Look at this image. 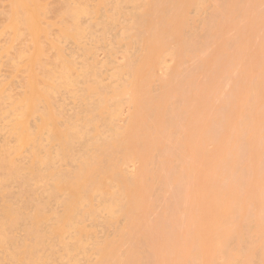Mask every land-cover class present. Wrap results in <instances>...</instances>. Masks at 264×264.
I'll list each match as a JSON object with an SVG mask.
<instances>
[{"label":"bare ground","instance_id":"1","mask_svg":"<svg viewBox=\"0 0 264 264\" xmlns=\"http://www.w3.org/2000/svg\"><path fill=\"white\" fill-rule=\"evenodd\" d=\"M31 1L10 0L12 7L9 18H7V29L12 30V33L24 29V33L26 31V34L28 32L32 37L30 40L31 42L33 40L31 45L34 49L32 52L29 51L31 55L29 54L27 67L24 68L26 73L23 69V73L26 74L24 84L22 83L24 85L23 96L19 97L18 95L19 99H15L16 101L11 98L13 102L7 103L8 108H5L7 111L2 106L8 98L6 99L5 95H2L0 89V108L3 110L0 120H2L1 122L8 120L9 126L8 124L4 125L6 123H3V126L8 127L9 130L5 132L8 131L12 138V142L3 141L4 143L0 144V264H57L58 261L62 264L63 262L79 264L78 256L80 255L95 257V261L88 264H196L195 260H199L198 264H210L216 257L213 255L217 253L227 258L226 264H264V122L259 121V119L264 120L261 119L264 115L257 119L258 114H264V111L261 107L260 109L256 108L260 106L258 105L259 101L264 98L261 96L264 94V52L260 49L261 51H258L261 53H256L259 48L264 50V45L258 47V42L264 44L261 42L264 38V8L261 9L262 6L264 7L263 2L252 0L254 1L252 2L253 6L254 3L261 4L253 8L251 0H215L219 5H216L214 0H204V2L198 0H94L93 6L63 0V2H59V6L57 5L49 11V7L47 9L43 7V3L39 4L37 0ZM207 1L211 4L215 3L212 4V9H219H210L208 6L210 3ZM127 4L133 5V8L130 5L132 9L128 8L129 10L126 11L124 7ZM247 4H250L251 7ZM220 5L226 11L221 9ZM239 5L241 8L237 9ZM246 6L249 7L250 12ZM233 7L237 11L235 9L234 12ZM207 8L211 10L210 13ZM255 8L262 11L253 15L251 12ZM204 9L206 11H203ZM243 9H246L247 14L253 15H249V17L256 16L255 20L261 19L258 20L260 25L252 20L255 23L253 29H251L252 21L245 20L243 30L239 29L243 22L238 21L239 28L237 25L236 27L239 30L244 31L246 28L245 33L249 29L251 31L247 32L248 35L242 32L243 35L240 38V34L238 37L233 36L234 31L238 29L234 24V26L230 25V23H234L230 21L234 20L237 23V12L241 13ZM191 10H194L195 15L200 11L208 14L201 20L202 22L195 18L197 24L198 21L201 23H199V27H194V24L191 23L188 16ZM219 10H221L220 12L224 10L223 14ZM53 11L55 13H52ZM232 12L237 15H232ZM48 13L49 15L56 14L58 17L55 15V18L60 22L56 20L57 27H59V36H57L56 42L49 40L47 44L54 48L55 57L52 58L56 59V61L53 59L54 65L52 64L51 68L49 66L50 69L40 62L41 58L38 59L43 51L39 45L40 40L42 35H47V29H44V32L42 28V19H45ZM94 16L98 17L94 18ZM228 17L231 18H229L230 21L226 19ZM82 18L90 19L84 23ZM122 18L123 22L121 21L122 24L119 26L118 22ZM246 22L250 23L251 27ZM117 24L120 32H118L119 30L115 32L118 29V26L116 29ZM220 24L225 28L224 32ZM239 24L241 25L239 26ZM256 24L259 31L261 28L263 29V33L258 29L257 32L254 30L257 28ZM96 30L98 32L100 30L102 33V37L100 34V37L97 38L100 41L93 38ZM113 30V35L117 34L115 37L110 34ZM226 31H230L234 40L229 38L231 35ZM252 32L257 33V39L255 34L251 35ZM223 33H225V37ZM249 33H251L250 36ZM106 34H110V37L108 35L107 37L112 39L111 43L117 44L120 48L123 47L125 54L123 56L125 61L121 65L116 66L112 60L109 63L106 62L107 65H114L112 70L111 66L109 67L112 71L110 79L113 78L117 81L113 87L101 80L100 73L102 74V71H99L98 74V70L106 64L99 66L95 62L96 60H93L91 64L90 59H87L88 62H85V65L82 64L83 69L79 68L81 70L79 73L75 69L73 59H65L62 45L60 46L62 41H74L75 43L84 39L85 36H89V40L91 37L104 43V39L107 38ZM226 34L229 36L226 37ZM260 34L263 36V38L260 37L261 40H259ZM244 35L251 37L250 40L252 39L253 42H255L254 39L259 40L255 43L256 45L253 43L254 46H257L256 50H253V47L249 52L252 44L250 45L249 39ZM222 36L225 38V42L222 41L224 40ZM226 38L229 40L227 41ZM242 38L247 39L248 41L244 42L249 43L250 46L247 45V47L244 43L245 47L243 44L242 47L241 44H238V41L242 43L240 42V40L243 41ZM209 48L212 52L208 51ZM242 48H246L248 51H242ZM93 49L85 48L86 52H84L91 55ZM133 49L136 52L134 51L135 54L130 55L129 53ZM254 51L255 53L252 55L255 57L258 54L257 57L254 58L250 55L255 60L251 58L253 61L250 60L247 63L250 58L245 53L249 55ZM238 52V55L241 56H237ZM200 53L209 56V58L205 57L208 59L204 61L203 58L202 61L203 56ZM242 53L248 58L247 61ZM112 55L111 52L109 56ZM198 55L201 56L200 63H198L200 61ZM165 56L173 57L177 65L162 78L165 80H160V84H163L159 85L161 86L158 87L159 90L156 91V89L154 92L151 84L154 82V68L157 69L158 65L162 64L159 62ZM237 57L241 60L244 57L243 61H246L247 66L251 65L247 67L245 61H238L240 59ZM190 59L193 60V63L198 59L194 67ZM237 61L244 64H239L238 67ZM252 62H254L255 68L252 66ZM44 63L46 65V62ZM183 64L185 66H182ZM187 66L189 69L184 71ZM245 66L247 69L252 67L249 69L252 70L251 72L246 70V73L249 72L251 75L249 79L246 77L249 74L246 75L244 71V75L241 72L246 68ZM35 67L36 71L37 67L38 72L41 71L37 73L34 71ZM181 67L184 69L182 70ZM237 67L239 71L237 72L241 73L240 75L246 82L238 74V76L231 74L236 73ZM192 68H195V71L198 70L196 71L200 75L198 78L202 77L201 81L200 78L198 79L200 82L194 78L195 71ZM232 68L235 71H231ZM229 77L235 82L231 83L233 85L231 88L235 89L236 86L235 92H228L232 90L227 88L226 92L228 93L224 90L225 93L223 92L224 95L222 94L221 97L229 96L230 102L234 100L237 102L233 103L235 105L244 100L243 105L247 107V110L239 111L238 119L235 122L224 117V112L221 115L222 111L218 107L216 108L217 104L213 107L216 99H220L219 91L224 89L222 87L225 82L227 83V80L229 81ZM234 77L237 80L243 79L245 83L243 80L236 82ZM232 79L230 82H233ZM198 83H200V87ZM238 83L240 86L237 87ZM75 86L81 88L78 96H76L77 93H74L77 99L74 98L75 96L73 97V92L77 91L70 90V88H76ZM229 86L228 84L227 87ZM68 89L69 92L72 91L70 93L74 101L79 100L76 104L80 112L73 115L71 113L72 116L64 117V121L61 122L62 120L59 119L63 118L61 113L63 110L60 112L54 107L53 94L61 91H65L67 94L66 90ZM191 93L201 99L204 96L205 98L209 97L211 102L214 99L213 96L217 94L218 97L216 96L215 101L213 100V104L209 102L212 106L209 105L208 98L205 102H203L205 99L203 98L204 104L201 102L203 106L200 104V106L197 105L188 110L187 107L190 103L188 100L193 96ZM259 98L261 99L258 101ZM123 101L129 105L131 113L125 124L122 123L123 126H118L116 121L122 103L125 104ZM206 103L207 105H205ZM79 104H82L80 106L82 110L79 108ZM241 104L238 105L241 106ZM186 108L188 112L193 108L196 109V111L191 110L196 114L189 112L190 116L196 117H189L193 120L187 117L189 122L182 116L184 112H187ZM216 109L220 111L219 114ZM73 110L75 111L74 108ZM188 112L184 115H188ZM209 115H211V119ZM33 117H36L38 122L32 127L29 126V120ZM183 119L187 122L184 126ZM190 121H193L194 124L192 130ZM186 126L189 129L185 128ZM211 142L214 143L215 150L209 151L206 149L205 143L207 145ZM228 149L234 151L232 158H228L231 154L228 157L226 155ZM253 150L257 151L260 160L257 163L258 170L253 168L256 171L252 170L253 174H249L250 177L253 175L251 184H260L261 181L263 192L256 197L250 196L251 193L249 191L248 193L247 190L252 185L246 182L245 185L249 186H245L246 191H244L243 199L229 205L227 203L229 191L241 189L240 186L245 179L239 182L241 180L237 178L238 183L235 180L229 181L226 186L222 184L229 178L232 180L231 177L236 173L242 174L243 170L248 169L251 160L246 159L247 163L244 166L242 158L248 157ZM24 154H27V160L23 158L20 162ZM155 157L156 160H153ZM132 160H138L141 166L136 174L129 175L121 167H125V164ZM193 161L197 164L193 163L192 166H187L188 162ZM61 164L67 166L59 167ZM251 164L255 165L253 161ZM195 171L198 175L195 181L199 187L195 185L192 189L189 184L192 182V174ZM203 172L206 175H203ZM245 172H249V170ZM149 175L153 177V180ZM156 175L159 176L156 177L158 180L155 179ZM147 178L151 182L157 180V183L162 180L163 184H160L163 190L159 196L154 195L156 188L153 192L156 182H153V186H149ZM255 178L260 180L256 179L255 181ZM13 186L17 187V194L11 192ZM197 189L201 193V195L198 194L200 197L196 196ZM187 191L189 196L192 195L191 198L194 195L197 197V199L192 198L195 202L189 199ZM241 191L243 190L241 189ZM171 192L173 194L168 195ZM186 197H188V201L194 202L195 206L194 203H190L191 201L186 204ZM153 200L158 202V207L155 210H159L155 214L156 217L153 214L155 218L152 215L149 217L152 211L154 213ZM53 204L60 206L62 211L55 210ZM188 205L194 209L191 211L192 214L193 212L196 214L194 218L189 219L190 221H186L184 230L186 237L190 235L197 242L190 248L191 260L175 253V241L177 240L175 232L183 226L181 218L191 213L192 209L187 212ZM144 210L150 213L146 214ZM103 212L106 214V218L102 222L101 219L99 221V214ZM145 214L147 215L145 217H149L148 220L154 219L148 221L145 218L143 221ZM118 218L123 220V226L115 227L113 237L111 234L110 237L107 236L100 241L94 239L95 233L91 229L101 223L105 227L115 225ZM146 221L147 223H145ZM88 222L92 223L91 229L87 228L86 223L90 224ZM148 222H151V225ZM118 223L117 225H119ZM142 223L151 226V228L149 229V226H144ZM251 223H255L253 232H250ZM90 226L91 224L88 225L89 228ZM147 229L149 230L147 231ZM252 237L255 241L248 244L249 248L247 247V251L242 253L244 249H239L238 241L244 242L245 238L253 239ZM70 239L73 243L71 241L69 243ZM143 239H146V244ZM123 245L126 246L124 249ZM128 247H130L129 250L126 249ZM120 248L126 253L122 255L120 251L122 253L125 251ZM145 249H150L151 253L150 250Z\"/></svg>","mask_w":264,"mask_h":264},{"label":"rangeland","instance_id":"2","mask_svg":"<svg viewBox=\"0 0 264 264\" xmlns=\"http://www.w3.org/2000/svg\"><path fill=\"white\" fill-rule=\"evenodd\" d=\"M31 1V0H30ZM33 1V0H32ZM31 1V2H32ZM36 1V0H35ZM43 1V2H42ZM42 1H39V0H37V3L39 2V4L41 3H43V7L45 8V9H47L48 7V9H50L49 11H51V9H53L55 6H57L58 4H60L59 2H63V0L61 1V0H42ZM71 1V3L72 2H75V4H77V3H80V4H85V5H94L95 3V1L93 0H70ZM92 1V2H91ZM199 2H204V0H198ZM215 1V0H214ZM214 1H212V2H214ZM258 1H260V0H258ZM257 1V2H258ZM69 2V1H68ZM77 2V3H76ZM207 2H209V1H207ZM207 2H206V4H207ZM216 2V1H215ZM248 2V1H247ZM247 2H244V3H247ZM252 2H254V1H252L251 0V5H252V7L254 8V6L256 7V6H260L261 4H259V5H256L255 3H254V6H253V3ZM256 2V1H255ZM263 2V4H264V1H260V3H262ZM210 3V2H209ZM217 4L216 5H219V3H218V1L216 2ZM249 3V2H248ZM211 4V3H210ZM210 4H208V6L210 7V9H212V4H215V3H212L211 4V6H210ZM125 5V4H124ZM131 5V4H130ZM130 5H126L124 8H126L125 10L127 11V10H129L128 8H130V9H132L133 8V5H131L132 6V8H131V6ZM215 5V6H216ZM246 5V4H245ZM248 5V4H247ZM250 5V4H249ZM248 5V6H249ZM46 6V7H45ZM59 6V5H58ZM214 6V5H213ZM214 6V7H215ZM242 6L245 8V6L242 4ZM11 7H12V4H11V2H10V0H0V89L2 90V95H5L4 97L7 99V101H6V103L2 106V108H4V110H6L7 108H8V104L7 103H9V101H11V98L14 100V101H16L17 99H19V97H21V96H23V92H24V88H23V84H24V79H25V77H26V74H24V73H26V71H25V67H27V63H28V56H29V54L31 55V52H32V50L34 49H32V42H33V40H32V42H31V40H30V38L32 39V37L28 34V32H27V34H26V31H25V33H24V29L22 30V29H20L19 31H17V33L15 32V33H12V30H10V29H7V18H9L8 16H9V13H10V11H11ZM217 7V6H216ZM222 7V5H220V8ZM235 7H237V6H235ZM247 7V6H246ZM249 7H251V6H249ZM249 7H247L246 9L248 10V8ZM239 8H241L240 7V5L238 6V8L237 9H239ZM263 6H262V10H263ZM56 9V8H55ZM208 9V8H207ZM210 9H208V11L210 10ZM215 9H219V8H215ZM214 8L212 9V10H215ZM221 9H224V8H221ZM233 9H234V7H233ZM236 9V8H235ZM235 9L233 10L234 12H235ZM237 9H236V11H237ZM246 9L244 10L243 9V12H241V10L239 11V12H241V13H238L237 12V14H238V16H237V23H235L236 21H234V20H232V21H230L229 20V18L232 16V15H235V14H233V12H232V15L230 16V17H228V18H226L227 20H229L230 22H234V23H230V25H235V27H236V25H237V27H238V21H242L241 23H242V25L241 24H239V26L241 25V28H239V29H241V30H243L242 28L245 26V24H244V21L245 20H247V22L248 21H252V20H254V22L256 21V23L258 24V23H260L258 20H260L261 18H260V16L261 15H263V14H261L260 16H259V18L260 19H254V18H251V16L249 17V15H252V14H247L246 12ZM257 8H255L254 10H256ZM225 10V9H224ZM224 10H222V12L224 11ZM253 9H252V12L251 13H253V15H255V14H258L260 11H262V10H259V8H258V10H256V11H254ZM203 11H206L205 9L203 10ZM221 10H219V12H220ZM226 11V10H225ZM249 11V10H248ZM254 11V12H253ZM7 12H8V14H7ZM125 12V11H124ZM202 11H200V13H201ZM211 12V10L208 12V13H210ZM222 12H220V13H222ZM250 12V11H249ZM50 13V12H49ZM49 13L46 15V18L45 19H42L43 20V22H42V28H43V30L44 29H47L46 30V32H47V35H42L43 37H42V39L40 40L41 41V43L43 42V44L41 45V43L39 44L41 47L40 48H43L42 50V57H41V53H40V55H39V58L38 59H40L41 58V63H43L44 64V66H48V68H49V66H50V68H51V66H53L54 64V62H53V59L56 61V59L55 58H52V57H55V51L53 50L54 48L52 47V46H48L47 44H48V42H49V40H50V42L51 41H55L56 42V40H57V36H59L58 34V28L59 27H57L58 25H57V23H56V20H57V22H59L58 21V19H56L55 18V15L56 14H53L52 15V13H55L54 11L49 15ZM199 13V12H198ZM197 13V14H198ZM199 13V14H200ZM206 13V14H205ZM205 13H201V15H197V16H199L198 18L196 17V15H195V13H194V10H191V11H189V18L191 19V23H193L194 24V27L195 26H197V27H199V23L200 22H202L201 20L203 19V18H206L207 16L206 15H208L207 14V12H205ZM191 14V15H190ZM223 14V13H222ZM236 14V15H237ZM235 15V16H236ZM240 15V16H239ZM246 15V16H245ZM252 15V16H253ZM6 17V18H5ZM55 18V19H52V18ZM56 17H58L57 15H56ZM88 17V16H87ZM90 17V16H89ZM91 17H93V16H91ZM98 17V16H97ZM97 17H95L94 16V18H97ZM223 17V16H222ZM227 17V16H226ZM234 17V16H233ZM239 17V18H238ZM258 17V16H257ZM195 18H196V20H199L198 21V24L195 22ZM200 18V19H199ZM250 18V19H249ZM88 19H90V18H85V19H83L82 18V21L84 22V21H86V22H88L89 20ZM92 19V18H91ZM225 19V18H224ZM231 19V18H230ZM233 19V18H232ZM249 19V20H248ZM5 20H6V22H5ZM93 20V19H92ZM95 20V19H94ZM235 20H236V18H235ZM47 21V22H46ZM121 21L123 22V18L122 19H120L119 20V22H118V24H119V26L122 24L121 23ZM224 21H226V20H224ZM224 21H221V22H224ZM195 22V23H194ZM246 22V24H249V26H250V23H247ZM41 23V22H40ZM60 23V22H59ZM58 23V24H59ZM85 23V22H84ZM48 24V25H47ZM118 24L116 25V29H117V26H118ZM193 24H192V27H193ZM201 24V23H200ZM225 24H228L229 25V23H226L225 22ZM225 24H223V25H225ZM244 24V25H243ZM252 24L254 25V27H253V25H252V27H251V29H253V28H255V23H253V21H252ZM256 24V29H254L255 31L258 29V25H260V24H258L257 25ZM41 25V24H40ZM49 25H51V26H49ZM221 25V28H223L222 27V24H220ZM233 25V26H234ZM59 26H61L60 24H59ZM119 26H118V29L117 30H115V28H113L114 30H115V32H117L118 30V32H120V29H119ZM226 27H230V26H227V25H225ZM232 26V27H233ZM249 26H247V27H249ZM51 27V28H50ZM236 27V28H237ZM231 28V27H230ZM235 28V29H236ZM237 28V29H238ZM261 28V27H260ZM54 29H55V33H54ZM234 29V30H235ZM236 30V31H234V34H233V36L234 35H236L237 37L238 36H240V38L242 37V35H243V33L242 32H244V34L245 35H248V31L250 30H248V31H246V33H245V30H246V28H244L245 30L244 31H241V30ZM10 30V31H9ZM49 30V31H48ZM50 30H51V32H50ZM114 30L112 31V32H110V34L111 35H113L114 34ZM226 30L228 31V29L226 28ZM231 30V29H230ZM263 29L261 28L260 29V31H262ZM225 31V28H223V32ZM226 31V32H227ZM238 31V32H237ZM253 31V30H252ZM254 31V32H255ZM258 31H259V29H258ZM259 31V32H260ZM264 31V30H263ZM263 31H262V33H263ZM44 32H45V30H44ZM225 32V33H226ZM249 32H251V31H249ZM257 32V31H256ZM19 33V34H18ZM95 33L96 34H94L95 36L93 37V38H98V37H102V33H101V31L99 30V32L96 30L95 31ZM225 33H223V36L225 35ZM227 33H229V35H231V33H230V31L229 32H227ZM253 33V32H252ZM14 34H16V36H14ZM49 34H51V35H49ZM55 34V35H54ZM101 34V35H100ZM110 34H106V37H107V35L110 37ZM119 34V33H118ZM240 34V35H239ZM250 34L251 33H249V36H250ZM255 33H253V34H251V35H254ZM257 34V33H256ZM255 34V35H256ZM259 34V33H258ZM51 36L50 37V39H49V36ZM100 35V36H99ZM117 35V34H116ZM115 35V36H116ZM229 35H227L226 34V37H228ZM244 35V36H245ZM54 36V37H53ZM114 36V35H113ZM114 36V37H115ZM222 36V38H224ZM232 35L231 36H229V38H231V40H234V37H233ZM262 36V34H260V36H259V40H261V38H263V36ZM87 37H88V39H87ZM246 37V36H245ZM256 37V39H257V35L255 36ZM261 37V38H260ZM113 38V37H112ZM221 38V39H222ZM233 38V39H232ZM247 39H249V43H250V45L252 46L250 49H249V52L251 51V49L253 48V50L255 49L256 50V48L255 47H257V46H254V45H256L255 43L256 42H258L257 40H255L254 38V41L255 42H253V40L251 41L250 40V38L251 37H246ZM52 39V40H51ZM116 39V38H115ZM221 39H219V40H221ZM235 39H236V37H235ZM243 39V38H242ZM246 39V40H247ZM264 39V38H263ZM263 39L261 40V42H264L263 41ZM85 40V41H84ZM92 40V41H91ZM98 41H100V39H97ZM107 40H109V41H107ZM112 40V39H111ZM111 40H110V38L108 39V37L107 38H105L104 39V43H101V42H98V41H96L95 39H92L91 37H90V40H89V36H85L84 37V39H82L81 41H79V42H75L74 43V41H62V44H60V46H61V48H62V52H64V56H65V59H70L71 60V58L73 59L72 61H73V63H74V65H75V69H76V71H78L79 73L81 72V68L83 69V65L82 64H84L85 62H88V60L90 61V63L91 62H93V60L96 62V63H98L99 64V66L100 65H104V64H106V62H111V60H112V62H113V64L115 63V65L117 66V65H121V64H123L124 63V61H125V57H123L125 54H124V50H123V47L121 46V48L119 47V46H117V44L116 45H114L113 43H111ZM218 40V41H219ZM226 40H227V38H226ZM229 40V39H228ZM227 40V41H228ZM239 40V39H238ZM246 40H244L243 39V41H241L240 40V42H242V43H239V41H238V44H241V46H242V44H243V46H244V43L246 42ZM114 42H115V40H113ZM112 41V42H113ZM200 41V40H199ZM223 42H225V38H224V40H222ZM245 41V42H244ZM248 41V40H247ZM38 42H39V40H38ZM72 42V43H71ZM86 42V43H85ZM95 42V43H94ZM220 43H221V41H219ZM252 42V43H251ZM236 43H237V39H236ZM249 43L247 44V43H245L246 44V46L247 45H249ZM253 43H254V45H253ZM259 43V46L258 47H260V45H261V47H263V45L264 44H262V43H260V42H258ZM51 44V43H50ZM65 44V45H64ZM110 44V45H109ZM10 46V47H8V46ZM47 45V46H46ZM72 45V46H71ZM119 45V44H118ZM249 45V46H250ZM7 46V47H6ZM28 46V47H27ZM43 46V47H42ZM46 46V47H45ZM99 46H100V48H99ZM242 46V47H243ZM91 47V48H90ZM96 47V48H95ZM108 47H110V48H108ZM245 47V46H244ZM248 47V46H247ZM5 48V49H4ZM8 48V49H7ZM46 48V49H45ZM48 48H49V51H48ZM50 48H51V50H50ZM76 49V51H75V49ZM85 48L87 49V48H89V49H93V54H91V55H89L88 53H85L86 51H85ZM104 48V49H103ZM117 48V49H116ZM120 48V49H119ZM30 49V50H29ZM67 49H69V50H67ZM210 49V48H209ZM208 49V51H210V52H212L211 51V49L209 50ZM260 49H262V51L264 52V50H263V48H259V49H257L256 50V53L258 52L259 53V51L258 50H260ZM10 50V51H9ZM123 50V51H122ZM207 50V49H206ZM246 50V52L248 51V49H246V48H242V51H245ZM5 51V52H4ZM29 51H31V52H29ZM85 51V52H84ZM110 51V52H109ZM135 49H133V50H131L130 52L131 53H129L130 55H134L135 54ZM214 51V50H213ZM239 51H241V49L239 48ZM261 51V50H260ZM28 54H27V53ZM71 52V53H70ZM111 52L113 53V55L112 56H109V55H111ZM118 52V53H117ZM205 52V51H204ZM4 53V54H3ZM209 53V52H208ZM255 53V51L253 52V53H249V55H247L248 53H245V55L247 56V57H249L250 59L248 60V58L247 57H245L244 55H243V53H242V56H244L245 57V59H246V61H247V63H249V61L250 60H252V59H254V58H256L257 57V55L254 57L252 54H254ZM261 53V52H260ZM259 53V54H260ZM2 54V55H1ZM22 54V55H21ZM37 54H38V52H37ZM63 54V53H62ZM73 54V55H72ZM96 54V55H95ZM203 54V53H202ZM201 53H200V55L201 56H203L202 57V61H203V58H204V61L205 60H207L208 58H209V56H206V55H202ZM204 54H206V52L204 53ZM213 54V53H212ZM239 54V52L237 53V56H241V55H238ZM240 54H241V52H240ZM8 55V56H7ZM44 55V56H43ZM56 55H57V53H56ZM93 55V56H92ZM194 55H196V54H194ZM200 55H198V56H200ZM210 55V54H209ZM250 55H252L253 57H250ZM24 56V57H23ZM50 56V57H49ZM84 56V57H83ZM197 56V57H198ZM201 56H200V61L198 62V59H199V57H198V59H196V62H198V63H200L201 62ZM211 56V55H210ZM193 57V56H192ZM191 57V58H192ZM196 57V58H197ZM205 57H208V58H205ZM243 57V58H244ZM22 58V59H21ZM51 58V59H50ZM56 58H57V56H56ZM92 58H94V59H92ZM108 58V59H107ZM110 58V59H109ZM112 58V59H111ZM194 58H195V56H194ZM193 58V60L195 61V59ZM238 58V57H237ZM236 58V59H237ZM243 58H242V60L240 59V58H238V59H240V60H238V61H243ZM252 58V59H251ZM47 61H46V60ZM88 59V60H87ZM173 59V60H172ZM258 59V58H257ZM18 60V61H17ZM23 60H25V61H23ZM52 62H51V61ZM81 60V61H80ZM84 60V61H83ZM191 60V59H190ZM193 60H191L192 61V63H193ZM255 60V59H254ZM50 61V62H49ZM75 61V62H74ZM79 61H80V63H79ZM189 61V60H188ZM187 61V62H188ZM214 61V60H213ZM237 61V62H238ZM245 61V60H244ZM243 61V62H244ZM246 61H245V64H246V66H247V63H246ZM253 61V60H252ZM13 62V63H12ZM44 62H46V65H45V63ZM83 62V63H82ZM94 62V63H95ZM102 62V63H101ZM162 62V64H159L158 65V67H157V69L156 68H154L155 70H154V75L156 76H154L153 75V79H154V82H152L151 84H152V89L154 90V92H155V90L156 91H158L159 89H158V87H161V86H159V85H162V84H160V80H165V79H162L165 75H166V73L169 71V70H171V69H173V68H175V66L177 65L176 64V61L174 60V58L173 57H171V56H165V57H163V59L162 60H160V62L159 63H161ZM186 62V63H187ZM193 63V67H194V65L195 64H197V63ZM236 62V63H237ZM255 62V61H254ZM254 62H252L253 64H252V66L254 67ZM10 63V64H9ZM89 63V64H90ZM107 63V64H108ZM188 63H191V62H188ZM235 63V64H236ZM251 63V62H250ZM5 64V65H4ZM11 64H12V66H11ZM42 64V65H43ZM53 64V65H52ZM79 64H80V66H79ZM86 64H88V63H86ZM92 64V63H91ZM105 65V66H101L99 69L100 70H98V74H99V71H102V74L100 73V78H101V80H103V82L105 83V82H107V83H109V84H107V83H105V84H107V85H109L110 87L112 86H115L117 83V81H115L113 78L112 79H110V76H111V74H110V72H112L111 70H112V68H113V64H110V65ZM242 64H244V63H240V62H238V64H236V65H238V67L240 66V65ZM17 65V66H16ZM85 65V64H84ZM188 65V64H187ZM192 65V64H191ZM191 65H189V67L191 68ZM235 65V66H236ZM251 64H249L248 66H250ZM9 66V67H8ZM77 66V67H76ZM83 66V67H82ZM111 66V70H110V67ZM182 66H185L184 64L182 65ZM245 66V67H246ZM247 66V67H248ZM39 67V66H38ZM38 67H37V71H36V67L34 68L35 70L34 71H36L37 73H39L38 72ZM98 67V66H97ZM105 67V68H104ZM160 67V68H159ZM189 67L187 66L186 67V69H184V67L182 68L181 67V69L183 70L184 69V71L185 70H187V68L189 69ZM238 67L235 69L236 70V73H231V74H238L239 75V77L241 76L238 72ZM242 67V66H241ZM241 67H240V71L242 70L241 69ZM247 67L246 68H244V70H242L241 72L244 74V71H245V73H246V70H249V69H251V68H249V69H247ZM8 68H10V69H8ZM49 68V69H50ZM78 68V69H77ZM80 68V69H79ZM233 68H234V66H233ZM232 68V70L231 71H235L234 69ZM255 68V67H254ZM15 71H14V70ZM22 69V70H21ZM23 69H24V71H23ZM96 69H98V68H96ZM192 69H194V71H195V68H192ZM22 72H21V71ZM80 70V71H79ZM105 70V71H104ZM167 70V71H166ZM254 70V69H253ZM11 71V72H10ZM20 71V72H19ZM109 71V72H108ZM196 71H198V70H196ZM196 71L193 73V74H195V75H193V76H195L194 78L196 79V80H198L199 78H198V76H200L199 75V73H196ZM238 71V72H237ZM252 71V70H251ZM250 70H249V72H251ZM24 72V73H23ZM248 72V74H249V76H246V77H248V79L250 78V73ZM254 72V71H253ZM13 73V74H12ZM78 73V74H79ZM22 74H23V77H22ZM42 74V73H41ZM110 74V75H109ZM242 74V75H243ZM247 73H246V75H248ZM38 75H40V74H38ZM159 75V76H158ZM237 75V76H238ZM245 75V74H244ZM243 75V76H244ZM197 76V77H196ZM233 76V75H232ZM231 76V77H232ZM22 77V78H21ZM167 77V76H166ZM165 77V78H166ZM231 77H229L230 79H229V81L227 80V83L230 85L229 87H227L228 86V84L225 82L224 83V87H222V88H224L222 91L220 90L221 89V87H220V91H219V97H220V99L219 100H217L216 99V96H217V94L215 95V96H213V100L215 101V99H216V101H215V103L213 104L212 102H214L212 99V102L210 101V98L209 97H207V98H205V96H204V94H203V96L204 97H202V99L203 98H205V99H203L204 101L203 102H205V100L207 99V101H208V103L209 102H211L212 104H213V107H215L214 105H216V108L218 107L222 112H221V115H222V113L224 114V117H226L229 121L231 120V121H233V122H235V120H237L238 119V113H239V111H245V109L247 110V107H246V105H243L244 103H243V101H241V103L239 102L238 104H241V106H239L238 104L237 105H235V104H233L234 102H236L235 100L234 101H229L228 100V98H229V96H227V97H221V95L223 94L224 95V93L226 92V89L228 88H231L233 85H231V83H235L234 82V80L231 78ZM245 77V76H244ZM105 78V79H104ZM156 78V79H155ZM168 78V77H167ZM202 78V77H201ZM200 78V81L202 80ZM236 77H234V79H235ZM241 78H243L242 76H241ZM153 79H152V81H153ZM231 79L233 80V82H230L231 81ZM244 79V78H243ZM243 79H241V80H243ZM239 80V79H238ZM237 80V78H236V82L238 81ZM241 80H239V81H241ZM245 80V79H244ZM244 80H243V82H244ZM21 81V82H20ZM79 81H81V79H79ZM110 81V82H109ZM195 81V80H194ZM199 80L197 81V82H200ZM113 82H115L114 84H112ZM196 82V81H195ZM245 82H246V80H245ZM244 82V83H245ZM2 83V84H1ZM9 83V84H8ZM23 83V84H22ZM242 83V82H241ZM200 83H198V86L200 87V85H199ZM226 84V85H225ZM237 84V83H236ZM239 84V83H238ZM3 85V86H2ZM81 85V84H80ZM157 85V86H156ZM242 85V84H241ZM245 85V84H244ZM22 86V87H21ZM238 86H240V84L239 85H237V87ZM76 88H70V90H72V91H77V92H73V97L75 96V94L74 93H77V95L76 96H78V92H79V90H81V88H80V86H75ZM157 87V88H156ZM198 87V88H199ZM4 88V89H3ZM23 88V89H22ZM78 89V90H77ZM200 89V88H199ZM198 89V90H199ZM227 89V90H228ZM235 89H236V86H235ZM234 88H231V90L232 91H228V92H232L233 93V91L235 90ZM5 90V91H4ZM197 90V91H198ZM224 90H225V92H224ZM23 91V92H22ZM67 91V94H66V92L64 91H61V92H58V93H55V94H53V102H54V104L56 105H54V107H56V109L57 110H60V112H61V110H63L61 113H62V117L63 118H60L59 120L61 121V122H63L64 121V117L65 118H68V116L70 117V116H72L74 113H76V112H80V111H78V109H77V104L76 103H78L77 101H79V100H75L74 101V99L71 97L72 96V94L70 93V92H72V91H70L69 92V89L68 90H66ZM4 92H5V94H4ZM81 92V91H80ZM199 92V91H198ZM224 92V93H223ZM228 92H226V93H228ZM235 92V91H234ZM262 93V92H261ZM260 93V94H261ZM61 94V96H59ZM81 94V93H80ZM192 94V93H191ZM198 94H200V93H198ZM230 95H231V93H229ZM228 94V95H229ZM18 95H19V97H18ZM64 95V96H63ZM70 95V96H69ZM193 96H195V97H193L192 96V98H190L188 101L190 102L188 105H189V107H187L188 108V110L190 109V108H192V107H196L197 105H199L200 106V104H201V102H202V99L201 98H199V96H197L196 97V94L194 95V93L192 94ZM201 95V94H200ZM222 95V96H223ZM226 95V94H225ZM6 96H8V97H6ZM74 97L75 99H77V97ZM261 96H264V94L263 95H261ZM18 97V98H17ZM60 97H61V99H60ZM190 97H191V95H190ZM218 97V96H217ZM258 97H260L259 95H258ZM227 98V99H226ZM261 98H263V97H261ZM261 98H259L258 99V101L261 99ZM16 99V100H15ZM13 100L11 101V102H13ZM65 101V102H64ZM171 101H174V100H171ZM206 101V102H207ZM124 102V101H123ZM128 102V101H127ZM202 102V104H204ZM218 102V103H217ZM260 102V103H259ZM259 102H257V103H259L258 105H260L259 107L257 106L256 108L258 109H260V107H261V109H262V111H264V98L263 99H261V101H259ZM57 103H58V105H57ZM61 105H60V104ZM72 103V104H71ZM80 103H82V102H80ZM125 104H123L122 103V105H123V107H122V105H121V109H120V112H119V115H118V120L116 121L117 122V124H118V126H123V124H125V122L127 121V119L129 118V116H130V113H131V110H130V108H129V105H127L126 104V101L124 102ZM211 103H209V105L211 104ZM237 103V102H236ZM201 104V105H202ZM212 104H211V106H212ZM82 104H79V108L82 110V108L80 107ZM205 105H207V103L205 104ZM257 105V104H256ZM63 106V107H62ZM72 106V107H71ZM74 106H76V107H74ZM198 106V108H201V107H199ZM203 106V105H202ZM225 106V107H224ZM234 106V107H233ZM236 106V107H235ZM238 106V107H237ZM244 106V107H243ZM222 107V108H221ZM240 107H242V108H240ZM6 108V109H5ZM60 108V109H59ZM73 108L75 109V111L73 110ZM129 110H128V109ZM187 108H186V110L185 111H187ZM240 108V109H239ZM66 109V110H65ZM223 109H225V110H223ZM234 109V110H233ZM239 109V110H238ZM191 110H194V108L193 109H191ZM191 110L189 111L190 113H195L194 111H196V109L194 110V111H192L191 112ZM217 111V113L219 114L220 113V111L218 110V109H216ZM238 110V111H237ZM3 110L0 108V114L1 113H3L2 112ZM7 111V110H6ZM72 111H74V112H72ZM197 111H199V110H197ZM66 112V113H65ZM188 112V111H187ZM187 112H184V113H187ZM189 112H188V115L186 114V115H184V113H183V115L182 116H184L185 117V119H186V121H188L189 119L190 120H193V119H191V118H193L194 116H190L191 114H189ZM216 112H215V114H216ZM259 112L260 113H262L261 112V110H259ZM71 113H72V115H71ZM66 114V115H65ZM121 114V115H120ZM196 114V113H195ZM194 114V115H195ZM65 115V116H64ZM261 115H264V114H258V117H257V119H259V118H261ZM181 116V117H182ZM196 116H199V115H196ZM211 115H209V117H210ZM220 116V115H219ZM260 116V117H259ZM189 117H191V118H188ZM221 117H223V116H221ZM230 117V118H229ZM194 118H196V117H194ZM212 117H210V119H211ZM185 119H183L182 121V123H185L186 121H185ZM207 119H209V118H207ZM256 119V120H257ZM261 119H264V117L263 118H261ZM37 119H36V117L34 118H31V120H29L28 122L30 123L29 124V126H32V125H36L37 124V122H38V120L36 121ZM125 120V121H124ZM255 120V121H256ZM2 120H0V144H2V143H4V142H6V141H9V142H12V138L9 136V134H8V131L7 132H5L6 130H9L8 129V127H6L7 126V124H8V120H5L4 122H1ZM59 121V122H60ZM259 121L261 122V123H263L264 122V120H260L259 119ZM263 121V122H262ZM189 122V121H188ZM191 122V121H190ZM193 122V121H192ZM190 123L191 125V130H192V126L194 125L193 123ZM195 122V121H194ZM260 122H257L258 124L260 123ZM3 123H6V124H4V125H6V126H3ZM123 123V124H122ZM187 123V122H186ZM186 123L185 124H183V126L184 125H186ZM116 124V123H115ZM2 125V126H1ZM34 125V126H35ZM188 125H189V123H188ZM8 126H9V124H8ZM33 127V126H32ZM31 127V128H32ZM206 127V126H205ZM185 128H187V129H189V127H185ZM184 130H186V129H184ZM191 130H188L189 132L191 131ZM194 130V129H193ZM206 130V129H205ZM186 132V133H189V132ZM184 135V134H183ZM8 136V137H7ZM11 140V141H10ZM4 141V142H3ZM209 143V142H208ZM207 143V145H206V143H205V146H206V149L207 150H215V145H214V143L212 144V142L210 143V144H208ZM204 146V145H203ZM204 149H205V147H204ZM211 150V151H212ZM231 150V151H230ZM232 152H234L233 151V149H228V150H226V155H227V157L228 158H230L231 156H233L232 155ZM247 153H250V152H247ZM26 155L27 154H24L23 155V157L20 159V162H21V160L24 158V160L27 158L26 157ZM248 155V154H247ZM25 156V157H24ZM244 156H246L245 154H244ZM227 157H226V159H227ZM253 157V158H252ZM257 157V158H256ZM232 158V157H231ZM152 159V158H151ZM151 159H150V161H151ZM156 160V157L155 158H153V160ZM246 159L248 160H251V161H249V162H251L252 163V161H253V163L255 164V165H252L251 163H249L250 165L248 166V169L247 170H243L242 172V174H235V175H233V177H231V179L232 180H230V178L226 181L225 180V182L222 184L223 186H226V184L229 182V181H234L235 180V182H237L238 183V181L239 180H241V181H239V182H242V180L243 179H245V180H243V182L244 183H242V185L240 186L241 187V189L243 190V191H241V189L240 188H238V189H235L234 191H229V194H228V196H227V203L229 204V205H231V204H234V203H236V202H240V200H242L243 199V195L245 194L244 193V191H246V188H245V186H247V185H245L246 184V182L247 183H250L251 184V182H252V176L250 177V175L251 174H253L252 173V170H255V169H257V167H258V165H257V163H258V160H260V156H259V154L257 153V151L256 152H254V150H253V152L251 151V154H249V156L247 157L246 156V158L244 157V159L242 158V162L244 163V166H246V163H247V161H246ZM23 160V161H24ZM27 160V159H26ZM245 160V161H244ZM22 161V162H23ZM195 161H196V159H195ZM154 162V161H153ZM152 162V163H153ZM189 163V164H188ZM187 163V166H192L193 165V163H194V161L193 162H188ZM196 164H197V162H195ZM194 163V164H195ZM62 165V166H61ZM59 167H62V168H65L67 165H65V164H61ZM153 165V164H152ZM178 165H180V164H178ZM243 165V164H242ZM241 165V166H242ZM140 166H141V163L140 162H138V160H132V161H130V162H128V163H126L125 164V167L124 166H122L121 168L127 173L128 172V174L129 175H134V174H136L138 171L137 170H139V168H140ZM251 166V167H250ZM252 166H254V167H252ZM124 167V168H123ZM253 168H255V169H253ZM249 170V172H245V171H248ZM258 170V169H257ZM256 171V170H255ZM245 172V173H244ZM254 172V171H253ZM131 173V174H130ZM210 173V172H209ZM208 173V174H209ZM251 173V174H250ZM198 174H200L199 172H198ZM250 174V175H249ZM201 175V174H200ZM203 175H206L205 174V172H203ZM210 175H211V173H210ZM238 175V176H237ZM242 175V177H240ZM245 175H246V177H245ZM248 175V176H247ZM149 176H151V175H149ZM192 176H193V178H192V182H191V184H189V186H191V188L193 187V186H195V185H197V183H196V176L198 177V175H197V172L195 171V172H193V174H192ZM244 176V177H243ZM156 177H159L158 175H156L155 176V179H157ZM206 178H207V176H205ZM212 178H213V175L211 176ZM241 179H240V178ZM153 177L151 176L150 177V179H152ZM212 178H210V179H212ZM237 178L239 179V180H237ZM247 178H250L251 179V181H250V179H248L247 180ZM148 180H147V182H148V184H149V186H153V182H151V180L149 181V178H147ZM160 179V178H159ZM210 179H208V180H210ZM254 179V178H253ZM256 179H259V178H255V181H256ZM153 180V179H152ZM158 180V179H157ZM157 180H155V182L157 181ZM260 180V179H259ZM161 181V182H160ZM254 180H253V182H255ZM258 181V180H257ZM154 182V183H155ZM160 183H162L163 184V182H162V180H159V182L157 183H155V185L153 186V192H154V189H155V193H154V195L155 196H159L161 193H162V185L160 184ZM196 183V184H195ZM260 184H254V185H252V187L250 188V189H248L247 190V192L249 191L251 194H253V195H251L250 194V196H252V197H256V196H258L259 195V193L260 194H262V183H261V181L259 182ZM147 184V183H146ZM244 185V186H243ZM198 186V185H197ZM243 186V187H242ZM249 186V185H248ZM247 186V187H248ZM256 186V187H255ZM199 187V186H198ZM254 187H255V189H254ZM197 188V187H196ZM244 188H245V190H244ZM253 188V189H252ZM257 188V189H256ZM171 189V188H170ZM169 189V190H170ZM193 189V188H192ZM160 190V191H159ZM168 190V191H169ZM173 190V189H172ZM187 190H188V188H187ZM201 190V189H200ZM253 190V191H252ZM14 191V192H13ZM18 189H17V187H15V186H13V189L11 188V192L13 193V194H17L18 192ZM171 191V190H170ZM169 191V192H170ZM238 191V194H236V192ZM240 191V192H239ZM158 192V193H157ZM189 192H191V191H189ZM192 192H193V190H192ZM234 192V193H233ZM248 192V193H249ZM168 193V192H167ZM200 193V191L197 189V195L196 196H198V197H200L198 194ZM230 193H231V195H230ZM233 193V194H232ZM173 193L171 192V194H168V195H172ZM189 194H193V193H189ZM242 194V195H241ZM194 195V194H193ZM200 195H201V193H200ZM187 196H189L188 195V191H187ZM191 196L192 195H190L189 196V199H191V200H193L192 198H194L195 197V199H197V197L194 195L192 198H191ZM188 199V197H186V204H189V203H187V202H190V201H188L187 200ZM194 201V200H193ZM152 202H154V200L152 201ZM195 202V201H194ZM194 202H190V203H194ZM160 204V203H159ZM54 206H53V208H55V210H57L58 212H60V211H62L61 209L62 208H60V206H58V205H56V204H53ZM191 205V204H190ZM58 208H56V207ZM160 206V205H159ZM189 206V205H188ZM194 206H195V203H194ZM157 207H158V202H154L153 203V210H154V213H153V211H152V214H149L150 212H148L147 210L145 211V213L146 214H149V217H150V215H152L153 217H154V215L155 214H157V211H159V210H155V208L157 209ZM189 208V209H188ZM160 209V208H159ZM190 209H192V210H190ZM187 212H189V210H190V212L191 211H193L194 209H193V207H191V206H189V207H187ZM148 212V213H147ZM104 213V212H103ZM103 213H101V214H99V216L101 217H99V221H100V219H101V221L103 222L104 221V219L106 218V214L104 213V215H103ZM144 215L143 216V218H144V220L143 221H145V218H147V220H148V218L149 217H145V216H147V215ZM154 214V215H153ZM102 215L104 216L103 218H102ZM194 215L196 216V214H195V212H193V214H192V212L191 213H188L186 216H184V218L182 217L181 218V224L183 225V226H181V228L179 227L177 230H176V232H175V234H176V241H175V247H176V249H175V253L176 254H178V255H180V256H185V258L187 259V260H191V257H190V248L192 247V246H194V243L196 242V240H194V238L192 237V236H190V235H188L187 237L185 236L186 234V231H184L185 229H186V227H185V225H186V221H190L189 219H191L192 217L194 218ZM155 217H156V215H155ZM154 217V218H155ZM186 217V218H185ZM154 218H151L152 220L154 219ZM151 219H149L150 221H151ZM183 219V220H182ZM185 219V220H184ZM188 219V220H187ZM148 220V221H149ZM118 222H116V224L115 225H112V226H114V227H112V226H107V227H105V226H103L102 225V223L101 224H99L97 227H94V229H91L93 226H92V223H90V222H88V223H90L91 224V226H90V228L88 227V225H90V224H87L86 223V225H87V228L88 229H91V230H93L94 231V239L95 240H98V241H100V240H102V239H104V238H106L107 236L108 237H110L111 236V234H112V237L114 236V234H115V227H122L123 226V220L120 218V220H119V218H118V220H117ZM183 221V222H182ZM122 222V223H121ZM117 223L119 224V225H117ZM145 223H147V221L145 222ZM149 223V222H148ZM121 224V225H120ZM142 224H144V223H142ZM150 225H151V222L149 223ZM147 225V224H146ZM145 224H144V226H146ZM143 226V225H142ZM147 226H149V225H147ZM193 227V226H192ZM253 227V228H252ZM144 229H146L145 227H143ZM148 228V227H147ZM151 228V226H149V229ZM110 229H112V230H110ZM115 229V230H114ZM149 229H147V231L149 230ZM182 229V230H181ZM190 229H193V228H191L190 227ZM254 229H255V223H251L250 224V232H253L254 231ZM104 230V231H103ZM181 230V231H180ZM18 234V233H17ZM16 234V235H17ZM21 234V233H20ZM20 234H19V236H20ZM96 235V236H95ZM98 235V236H97ZM179 235H180V237H179ZM206 235V234H205ZM18 236V237H19ZM183 236V237H182ZM21 238V237H20ZM19 238V239H20ZM99 238V239H98ZM101 238V239H100ZM183 240H182V239ZM187 238V239H186ZM253 239H251V238H245V241L243 242V241H238V246H239V249H244V251L243 250H240L242 253H244V252H246L247 251V249L249 248V245L248 244H251V243H253L255 240H254V237H252ZM186 240V241H185ZM190 240V241H189ZM70 241H71V243H73V241L70 239L69 240V243H70ZM143 241H144V244H146L145 243V241H146V239L144 240L143 239ZM192 241V242H191ZM252 241V242H251ZM242 242H243V244H242ZM193 243V244H192ZM197 243V242H196ZM246 244V245H245ZM126 246H129V245H127V244H125ZM125 245H123V249L126 247ZM241 245V246H240ZM243 245H245V246H243ZM125 246V247H124ZM243 246V247H242ZM244 247H246V248H244ZM248 247V248H247ZM129 248L130 247H128V248H126V249H128L129 250ZM120 249H122V248H120ZM122 249V250H123ZM145 250H150V249H145ZM246 250V251H245ZM120 251V250H119ZM123 251H125V250H123ZM121 252V254L123 255L124 253H126V251L125 252H123L122 253V251H120ZM148 252V251H147ZM150 253H151V250H150ZM218 254V253H217ZM213 255V257L214 256H216V257H214V259L212 260V262H210V264H226L227 263V258L224 256V255H222V254H218V255ZM120 255V254H119ZM92 255H90V256H82V255H80V256H78V261H79V264H88V263H92V261L94 262L95 261V257L94 256H92ZM121 256V255H120ZM84 259H83V258ZM94 257V258H93ZM89 258H91V259H89ZM84 261H83V260ZM86 259V260H85ZM87 259H89V260H87ZM226 260V261H225ZM81 261V262H80ZM83 261V262H82ZM89 261V262H88ZM195 261H197L196 262V264H198V262H199V260H195ZM57 264H62V262L60 263V261H58L57 262ZM63 264H65V262H63Z\"/></svg>","mask_w":264,"mask_h":264}]
</instances>
